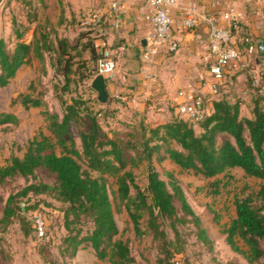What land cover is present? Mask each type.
I'll list each match as a JSON object with an SVG mask.
<instances>
[{"label": "trees", "instance_id": "obj_1", "mask_svg": "<svg viewBox=\"0 0 264 264\" xmlns=\"http://www.w3.org/2000/svg\"><path fill=\"white\" fill-rule=\"evenodd\" d=\"M34 13L32 19L36 16ZM45 24L56 35L49 23ZM44 28L37 26L29 44L20 40L22 32L15 28L12 48L0 38V88L8 85L33 57L40 64L48 58L54 70L52 79H62L60 93L56 96L62 107L61 115L56 111L42 112L49 136L39 134L29 140L22 157L11 156L6 165L0 166V185L15 178L34 181L8 197L0 225L9 224L12 217L23 211L18 198L48 196L67 205L64 226L69 236L63 241L67 256L83 243L99 260L108 257L111 264H132L134 258L128 243L119 238L114 217L120 211L126 213L136 237L143 234L141 220L147 218L145 233L165 255L164 261L182 253L178 225L189 222L197 229L198 238L212 250L206 230L173 174L165 172L168 182H164L152 166V157L156 155L157 162L169 160L182 171H193L207 179L239 169L245 177L262 182L256 193L234 201V217L222 234L232 252L243 256L247 264L264 260V107L255 102L250 118L241 117L237 102L229 103L218 96L213 100L212 112L199 122L177 119L149 126L142 124L140 141H133L132 134L126 135L128 140L122 139L115 131L109 136L98 121L102 112L103 117L111 115V111H104L107 107L95 113L88 108L81 109L85 103L78 98H71L70 102L62 99L74 81L72 75L78 76L79 81H91L97 76V63L104 50L97 53L91 43L80 44L79 39L69 41L57 36L52 39ZM85 49H90L91 65L81 59ZM41 73L45 74L43 66ZM247 81L250 85L248 78ZM59 83L55 89H59ZM88 89L93 91L89 84ZM20 103L27 109L45 108L41 98L30 94L21 97ZM80 118L86 120L88 129L78 131L77 146L71 127ZM11 122H16L13 115L0 114V125ZM195 128L200 129L199 134ZM55 148L60 150L59 154ZM129 151H133V157L126 156ZM143 162L147 170L145 186L141 188L125 167ZM40 170L52 175L54 181L51 184L35 181ZM109 178L115 179L116 190H111ZM81 222L89 223L92 228L79 238L80 231L72 234V227ZM214 222L218 224L216 216ZM165 227L171 230L173 240ZM231 261L239 264L237 260Z\"/></svg>", "mask_w": 264, "mask_h": 264}, {"label": "rangeland", "instance_id": "obj_2", "mask_svg": "<svg viewBox=\"0 0 264 264\" xmlns=\"http://www.w3.org/2000/svg\"><path fill=\"white\" fill-rule=\"evenodd\" d=\"M46 4V7L40 10V22L48 14L51 18L57 16L58 2L47 0ZM66 7L64 6V8ZM22 9H24L22 4L8 0L4 8L5 13L0 16V37L9 43L10 48L14 42L11 21L18 19L20 22L23 16L24 22H35L32 19L29 21L30 18ZM85 18L86 15L82 16V21ZM36 25L45 27L44 32L50 34L52 39L55 36L62 37L63 35L71 38L77 32L65 29L56 31L55 35L45 23H36ZM42 66L45 74L41 73ZM53 73L54 70L51 68L48 58H46L45 63L40 64L39 60L33 57L19 69L16 77L10 80L8 85L0 88V114L13 115L16 120L14 123L0 125V166L6 165L11 156L22 157L29 140L39 134L49 136L42 116L43 111H56L61 115L62 107L56 96L60 93L62 79L56 77L53 80ZM71 78L74 81L69 84L67 93L63 95L62 99L70 102L71 98H78L85 103V107L81 109L88 108L92 112H100L101 105L95 101L96 93L88 89L90 80L79 81V77L75 75H72ZM57 82H60L59 89H55ZM249 88L251 92L247 96L248 107L242 108L243 113L248 112V110L250 112L255 102L264 107V89H253L251 86ZM26 94H30L33 98H41L45 103V108L27 109L23 107L20 101L21 97ZM102 113L98 116V121L106 134L111 136V131H115L121 135L119 137L125 140L129 139L127 134H132L135 137L133 141H140V126L142 124L149 126L184 119L178 114L166 116V119H158L155 117L156 111L154 112V109L141 113L124 107L122 111L118 109L112 118L103 117ZM81 114L84 115V113ZM87 129L86 120L82 118L72 125L71 132L77 146L79 145L78 131H86ZM195 132L199 134L200 129L195 128ZM55 151L57 154L60 152L58 148H55ZM126 156L128 158L133 157V151L127 152ZM156 158L157 156L153 155L152 166L164 182H168L164 176L165 172L173 174L188 204L206 230L212 243V250L198 238L197 229L189 222L185 225H178L179 241L183 247L182 253L164 261L165 255L156 248L151 237L145 233L147 218L144 217L141 220L143 234L136 237L126 213L120 211L114 217L120 233L119 238L128 243L134 258L132 264H171L175 257L180 258L185 263L192 264H233L231 260H237L239 264H247L246 260L242 258L243 256L232 252L224 240L225 235L222 234V231L234 217V201L237 198L240 199L248 194L256 193L262 182L245 177L239 169H233L225 175L220 174L207 179L193 171H182L169 160L157 162ZM125 170L132 172L137 184L144 188L147 170L145 162L136 166L127 164ZM35 181L51 184L54 178L45 170H40L36 174ZM108 181L111 190H116L115 179L109 178ZM33 182L32 180L26 182L24 179L15 178L0 185V219L3 217V210L8 197L15 195ZM18 201L21 203L19 205L23 207V211L19 212L17 217H12L9 224L0 225V264H111L108 257L99 260L95 252L83 243L78 245L71 256L66 255V244L63 241L69 236L64 226V211L67 205L48 196L35 197L29 195L25 198H18ZM35 216H39L44 223V235L42 237H39L35 232ZM215 216L218 218V224L214 222ZM74 226L72 227V234L79 230V238L87 235L92 228L89 223L82 222ZM165 230L169 238L173 240L171 230L166 227ZM256 264H264V260H260Z\"/></svg>", "mask_w": 264, "mask_h": 264}, {"label": "crops", "instance_id": "obj_3", "mask_svg": "<svg viewBox=\"0 0 264 264\" xmlns=\"http://www.w3.org/2000/svg\"><path fill=\"white\" fill-rule=\"evenodd\" d=\"M12 1L24 6L22 11L30 18L29 21L34 12L36 15L33 23L24 22L23 16L20 22L18 19L11 21L14 42L15 28L22 32L20 40L29 44L37 29L36 23L48 22L55 31H77L71 38L64 35L58 37L69 41L79 39L80 44L91 43L97 53L125 45L124 53L116 60L113 81L105 83L107 103L101 105L97 102L101 105L100 109L107 107L104 111L112 112L108 118L125 107L141 113L154 109L155 117L166 119V116L177 114V107L183 101L178 97L179 91L189 87L199 91L201 85L206 84V80L208 82L210 75L205 55L209 29L204 22H199L193 29L182 27L181 11L189 4H194L204 15L219 14L227 7L235 6L242 15L241 32L264 42V0H176V6L171 9V34L178 40V49L174 53L162 49L149 60L144 58V52L151 35L147 18L152 8L145 0H56L59 4L57 16L51 18L48 14L42 22L39 20L40 10L46 7L47 0ZM110 3H116L119 9L111 10ZM94 13L101 16L98 25L90 21V15ZM84 15L86 18L82 21ZM81 55V59L91 65L90 49H85ZM249 87L246 76L236 74L222 86L219 97L229 103L237 102L240 116L250 118L252 109L242 112L244 106L248 107ZM119 96L124 100H119ZM213 100L207 103L209 112H212Z\"/></svg>", "mask_w": 264, "mask_h": 264}, {"label": "built area", "instance_id": "obj_4", "mask_svg": "<svg viewBox=\"0 0 264 264\" xmlns=\"http://www.w3.org/2000/svg\"><path fill=\"white\" fill-rule=\"evenodd\" d=\"M145 1L151 6L152 12L147 18L151 35L144 58L149 60L162 49L167 53L176 52L178 40L171 34V9L176 6V0ZM7 2L8 0H0V16ZM110 9L116 11L119 6L110 3ZM241 18V12L235 6H229L214 15L200 14L194 4L182 9L181 25L184 29H193L199 22L208 25L205 59L210 77L206 84L201 85L199 91L189 87L178 92V97L183 99L177 107V114L181 118L194 123L203 120L210 113L207 104L209 100L217 98L225 82L236 74L245 75L253 89H264V42L241 32ZM90 21L98 25L101 23V16L99 13L91 14ZM125 48V45L120 44L104 50L97 63V76L103 75L106 82L113 81L116 60L124 53ZM118 99L124 100L120 96ZM34 229L39 237L44 235V223L39 216L34 217ZM171 264L192 263H185L175 257Z\"/></svg>", "mask_w": 264, "mask_h": 264}, {"label": "water", "instance_id": "obj_5", "mask_svg": "<svg viewBox=\"0 0 264 264\" xmlns=\"http://www.w3.org/2000/svg\"><path fill=\"white\" fill-rule=\"evenodd\" d=\"M105 83L106 81L103 75L96 76L90 82V88L96 93V100L101 105H105L108 100Z\"/></svg>", "mask_w": 264, "mask_h": 264}]
</instances>
